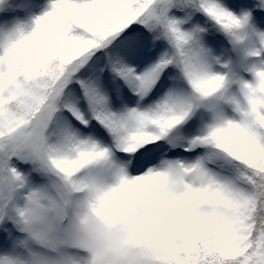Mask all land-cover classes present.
I'll use <instances>...</instances> for the list:
<instances>
[{
  "label": "snow or ice",
  "instance_id": "snow-or-ice-1",
  "mask_svg": "<svg viewBox=\"0 0 264 264\" xmlns=\"http://www.w3.org/2000/svg\"><path fill=\"white\" fill-rule=\"evenodd\" d=\"M0 264H264V0H0Z\"/></svg>",
  "mask_w": 264,
  "mask_h": 264
}]
</instances>
